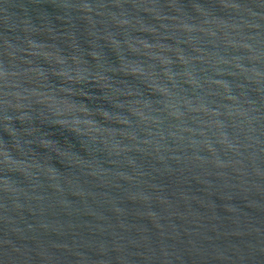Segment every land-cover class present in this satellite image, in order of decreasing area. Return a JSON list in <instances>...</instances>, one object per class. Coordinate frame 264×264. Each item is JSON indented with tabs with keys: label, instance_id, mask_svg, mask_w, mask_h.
<instances>
[{
	"label": "water",
	"instance_id": "water-1",
	"mask_svg": "<svg viewBox=\"0 0 264 264\" xmlns=\"http://www.w3.org/2000/svg\"><path fill=\"white\" fill-rule=\"evenodd\" d=\"M0 264H264V0H0Z\"/></svg>",
	"mask_w": 264,
	"mask_h": 264
}]
</instances>
